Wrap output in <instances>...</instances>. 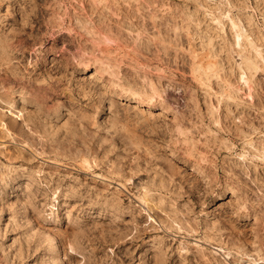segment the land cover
Returning <instances> with one entry per match:
<instances>
[{"label":"rangeland","instance_id":"rangeland-1","mask_svg":"<svg viewBox=\"0 0 264 264\" xmlns=\"http://www.w3.org/2000/svg\"><path fill=\"white\" fill-rule=\"evenodd\" d=\"M0 264H264V0H0Z\"/></svg>","mask_w":264,"mask_h":264},{"label":"bare ground","instance_id":"bare-ground-1","mask_svg":"<svg viewBox=\"0 0 264 264\" xmlns=\"http://www.w3.org/2000/svg\"><path fill=\"white\" fill-rule=\"evenodd\" d=\"M94 76V72L91 74V77Z\"/></svg>","mask_w":264,"mask_h":264}]
</instances>
